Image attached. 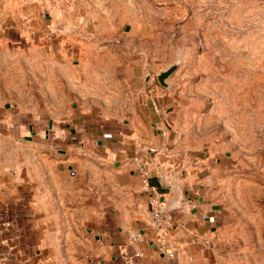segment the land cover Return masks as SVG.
<instances>
[{"label": "crops", "instance_id": "obj_1", "mask_svg": "<svg viewBox=\"0 0 264 264\" xmlns=\"http://www.w3.org/2000/svg\"><path fill=\"white\" fill-rule=\"evenodd\" d=\"M103 4L0 0V264H227L211 164L171 157L174 101L121 73ZM142 166L174 209V260L157 252Z\"/></svg>", "mask_w": 264, "mask_h": 264}, {"label": "rangeland", "instance_id": "obj_2", "mask_svg": "<svg viewBox=\"0 0 264 264\" xmlns=\"http://www.w3.org/2000/svg\"><path fill=\"white\" fill-rule=\"evenodd\" d=\"M103 3L121 28V73L134 68L148 92L174 101L176 126L161 130L171 157L211 164L227 264H264V0Z\"/></svg>", "mask_w": 264, "mask_h": 264}, {"label": "built area", "instance_id": "obj_3", "mask_svg": "<svg viewBox=\"0 0 264 264\" xmlns=\"http://www.w3.org/2000/svg\"><path fill=\"white\" fill-rule=\"evenodd\" d=\"M163 134L166 135V131H164ZM139 173L141 186L148 197L147 202L149 206L151 224L155 232L157 252L169 260H174L177 252L175 250V244L171 239V232L174 227L173 215L166 211L165 204L162 201V195L157 188L152 186L151 171L142 166ZM189 203L193 210H197L199 208L197 201L189 200ZM202 217L209 219L206 215H202ZM211 220L215 222L214 217H212ZM130 240L132 242H137L140 240V236L137 234H131ZM137 256H139L138 253Z\"/></svg>", "mask_w": 264, "mask_h": 264}, {"label": "water", "instance_id": "obj_4", "mask_svg": "<svg viewBox=\"0 0 264 264\" xmlns=\"http://www.w3.org/2000/svg\"><path fill=\"white\" fill-rule=\"evenodd\" d=\"M173 70H174V67H172L169 71L163 72L159 75L158 79L162 85H166L165 80L173 72ZM159 178H160V180H162V182H164V185L165 184L170 185V182H166L167 180L163 179L162 173H159ZM183 202H184V204H182V206L187 204V202H189V201L186 199V200H183ZM164 204H165V209L167 212L171 213L174 210V209H171L165 202H164Z\"/></svg>", "mask_w": 264, "mask_h": 264}]
</instances>
